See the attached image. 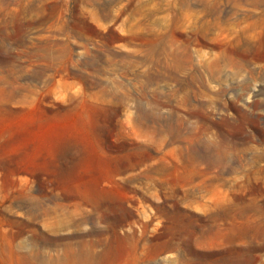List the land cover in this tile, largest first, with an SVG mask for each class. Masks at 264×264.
<instances>
[{"label": "rangeland", "instance_id": "374dc122", "mask_svg": "<svg viewBox=\"0 0 264 264\" xmlns=\"http://www.w3.org/2000/svg\"><path fill=\"white\" fill-rule=\"evenodd\" d=\"M0 264H264V0H0Z\"/></svg>", "mask_w": 264, "mask_h": 264}]
</instances>
